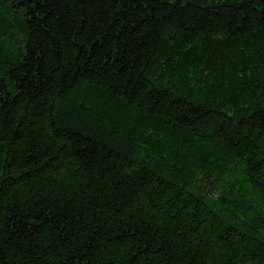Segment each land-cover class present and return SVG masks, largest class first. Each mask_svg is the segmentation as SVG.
Wrapping results in <instances>:
<instances>
[{
	"label": "trees",
	"instance_id": "16d2710c",
	"mask_svg": "<svg viewBox=\"0 0 264 264\" xmlns=\"http://www.w3.org/2000/svg\"><path fill=\"white\" fill-rule=\"evenodd\" d=\"M0 264H264V0H0Z\"/></svg>",
	"mask_w": 264,
	"mask_h": 264
}]
</instances>
